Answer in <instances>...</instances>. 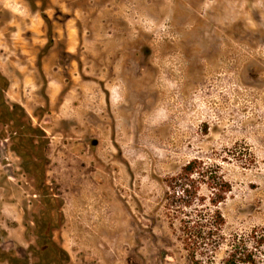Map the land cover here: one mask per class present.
Segmentation results:
<instances>
[{
    "label": "rangeland",
    "instance_id": "rangeland-1",
    "mask_svg": "<svg viewBox=\"0 0 264 264\" xmlns=\"http://www.w3.org/2000/svg\"><path fill=\"white\" fill-rule=\"evenodd\" d=\"M0 74L49 141L40 179L0 133V264H193V159L230 185L215 261L264 264V0H0Z\"/></svg>",
    "mask_w": 264,
    "mask_h": 264
},
{
    "label": "trees",
    "instance_id": "trees-1",
    "mask_svg": "<svg viewBox=\"0 0 264 264\" xmlns=\"http://www.w3.org/2000/svg\"><path fill=\"white\" fill-rule=\"evenodd\" d=\"M8 82L0 74V131L11 143V150L20 158L22 168L43 179L47 157L45 150L48 138L45 132L32 124L25 110L18 104H7L4 92ZM7 130L10 135L7 136ZM213 166L198 159L185 164L180 171L167 178L169 205L175 208L169 212L171 220L178 221L180 239L192 258L193 264H219L215 251L223 240L225 219L218 204L230 190L229 183L218 174ZM201 183L210 189L208 200L200 196ZM172 221L171 225H174ZM254 260L244 242H233L227 256L220 264H253Z\"/></svg>",
    "mask_w": 264,
    "mask_h": 264
}]
</instances>
